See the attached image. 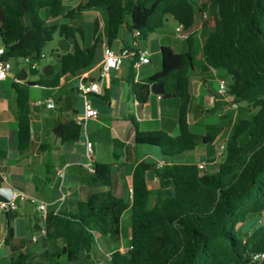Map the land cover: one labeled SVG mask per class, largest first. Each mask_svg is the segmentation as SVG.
I'll return each instance as SVG.
<instances>
[{
	"label": "trees",
	"instance_id": "16d2710c",
	"mask_svg": "<svg viewBox=\"0 0 264 264\" xmlns=\"http://www.w3.org/2000/svg\"><path fill=\"white\" fill-rule=\"evenodd\" d=\"M207 2L214 27L202 46L204 62L218 72L237 75L238 82L228 86V94L257 114L235 124L216 174H202L193 164L154 169L159 180L172 182L173 192L152 210L148 209L146 184L151 165L140 164L133 175L131 203L111 194L93 193L86 202L79 203L75 214L48 213L46 239L50 243L60 241L63 246L48 255L47 264H64L63 259L73 264L87 248L97 245V234L120 240L122 218L129 209L131 249L126 255L113 253L112 264H253L252 255L264 252V227L255 229L252 221L264 213V0ZM88 11L104 13L108 46L119 38L124 26L131 34L139 32L137 41H141L163 28L169 18L192 32L198 14L192 0H86L67 13L64 0H0L4 60L31 58L40 62L56 34L72 48L67 53L55 51L60 69L53 77L49 68L44 74L47 79L25 82L26 75L22 74L18 83H13L20 151L26 150L31 141L30 89L55 88L61 78L80 75L96 61L103 44L98 23L94 43L86 48L78 41L85 38L82 28L54 23L59 19L75 21ZM196 45V35L190 33L186 52L163 48L162 70L133 87L141 104L157 83L180 100L177 139L162 132L136 131L137 144L159 148L167 157L192 152L200 141L211 144L219 135L211 132L201 137L188 123L190 72L197 65ZM55 134L63 143H71L78 142L83 132L70 121L57 127ZM93 168L94 173L81 177L82 184L111 187V166L94 163ZM249 224L252 226L247 229ZM240 226L247 231L253 229L252 233L242 234ZM10 264H29V257L20 253Z\"/></svg>",
	"mask_w": 264,
	"mask_h": 264
},
{
	"label": "crops",
	"instance_id": "0c3cea01",
	"mask_svg": "<svg viewBox=\"0 0 264 264\" xmlns=\"http://www.w3.org/2000/svg\"><path fill=\"white\" fill-rule=\"evenodd\" d=\"M85 1L64 0V5H68L67 10L64 8V13ZM202 15L203 21L199 22L197 16L194 30L188 31L189 34L194 33L197 39V65L190 72L191 102L188 123L191 130L201 137L211 132H219L214 142L205 144L200 141L194 151L175 157L164 156L159 148L136 143L137 130L143 133L162 132L173 139L180 136L178 124L180 100L175 97L163 100L151 92L147 101L141 104L137 101L133 87L162 70L163 48L168 47L177 53H184L188 48L187 40L183 41L177 37L178 24L171 18L163 28L151 34L152 37L138 41L137 44H134L133 34L124 26L119 38L109 47L115 52L125 48L148 51L151 63L135 72L134 60L125 59L120 70L112 71L109 80H104L100 76V71L102 47L104 44L107 45L105 15L101 11H88L78 16L73 26L82 28L84 33L87 24L92 26V38L86 42L85 34L83 41L78 39L81 46L86 48L93 45L96 37L95 25L99 24L103 44L96 61L89 70L80 75L61 78L55 88L34 86L45 91L41 100H35L30 89L31 141L24 151L19 150V118L13 83L22 74L26 75L25 82L36 83L47 79L44 74L49 68L52 71L51 78L59 72L60 67L55 70L52 66L42 65L40 61V68L32 73L20 65V60H12V71L5 81H0V194L9 195L16 192L24 195L25 200L30 199L37 205L46 204L48 213L66 215L75 214L79 203L86 202L93 193L111 194L131 203L134 171L138 165L146 164L151 165L146 173V184L148 209L152 210L173 192L170 180L161 181L155 175L160 163L164 162V168L178 164L197 166L205 163L208 170L206 174H216L221 163V159L218 158L219 149L227 143L233 127L239 119L246 117V114L240 111L242 104H238L237 111L232 108L235 102L233 97L219 95L220 83L226 82L228 86H232L238 82V76L213 70L204 62L202 46L214 27V20L212 26L205 24L210 19L208 13L203 12ZM59 20L54 23H64ZM171 22L174 28L169 29L168 25ZM1 48L4 46L0 38ZM80 76H87L89 80L101 86V95L91 98L99 117L86 123L78 142L63 143L55 134L56 128L70 121L75 122V119L84 113V99L77 92ZM45 101H53L56 109H48L45 104L35 106L36 103ZM87 143L93 145L92 156L87 154ZM94 163L111 166L113 174L111 187L92 188L82 184L81 177L89 173L88 168ZM24 201H18L19 210L14 214L7 215L0 211V264H10L20 253L29 257V264H47L48 255L63 246L60 241L48 242L40 231L34 229L32 217L23 214ZM37 213L41 218L42 214L38 211ZM40 225L43 228V223ZM96 237L97 248L91 249L90 259L100 260L101 245L98 239H105L112 245L107 254L110 262L113 253L126 255L131 249V229L128 245L120 240L103 238L99 234ZM83 256L85 252L81 253L79 260Z\"/></svg>",
	"mask_w": 264,
	"mask_h": 264
},
{
	"label": "built area",
	"instance_id": "2783aa9c",
	"mask_svg": "<svg viewBox=\"0 0 264 264\" xmlns=\"http://www.w3.org/2000/svg\"><path fill=\"white\" fill-rule=\"evenodd\" d=\"M206 17V15H204ZM176 35L180 40H188L190 34L185 30L184 26L178 25L176 28ZM135 42L138 43V38L140 37L139 32L133 34ZM5 48L0 49V81H5L8 78L9 73L12 71V60H4ZM151 55L148 51H140L136 48H125L120 52L113 51L108 45L104 44L102 47V64H101V78L104 80H109L110 73L112 71L120 70L123 61L125 59H133V69L138 72L141 67L149 65L151 63ZM45 56L42 55V60ZM29 71H36L40 68V62H36L31 58L20 59ZM18 83V80H15ZM77 92L84 99V113L75 119V123L84 128L89 120H96L99 117V112L93 107L91 98L93 96L101 95V86L99 83L89 80L87 76H80L77 84ZM219 95L221 97H229L228 94V84L226 82L220 83ZM232 97V96H231ZM234 98V97H233ZM45 104L48 109H56V105L53 101L38 102L35 106H41ZM234 110H238L239 106L236 102L232 104ZM87 154L92 156L93 145L87 143ZM226 152V144L222 145L218 152V158L222 159ZM165 166L164 162L160 163L157 169L161 170ZM199 171L202 174L207 173V165L205 163L197 165ZM89 173H94L93 165L88 168ZM132 195V190H131ZM2 199H0V211L10 215L14 214L19 210L18 201H24L25 196L18 194L16 192H11L9 195L0 194ZM37 211L42 214L41 219L46 220L48 215V207L46 204L37 205ZM41 235L46 237V226L40 230ZM251 262L253 264H261L264 262V252L252 255Z\"/></svg>",
	"mask_w": 264,
	"mask_h": 264
},
{
	"label": "rangeland",
	"instance_id": "374dc122",
	"mask_svg": "<svg viewBox=\"0 0 264 264\" xmlns=\"http://www.w3.org/2000/svg\"><path fill=\"white\" fill-rule=\"evenodd\" d=\"M192 1L194 2L195 6L198 10L197 16H198L199 22L203 21L202 13L205 12V13H208V16L210 19V21H207V23H205V24H211L210 26H212L213 25V19H212V15H211L210 6H209V3L207 2V0H192ZM64 8H65V10H67L68 5L65 4ZM44 14L45 13L43 12L42 13L43 17H44ZM59 21L70 24V25H73L77 22V20L74 21V23H73V22L67 21L65 19H62ZM49 23H51V22H49ZM168 27H169V29H172V28H174V24L171 22L168 25ZM85 30H86L85 34H86V42H87L88 39L93 37L92 26L87 24ZM150 37H152V35H150ZM60 41H61V39H60L59 35L56 34L54 37V42L49 44L44 50L45 59L42 60V63H41L42 65L52 66L55 68V70L59 69V64L57 61L58 59L56 58L57 55H55V51H56V49H59V42ZM79 41H80V39H79ZM19 63L22 67H25V69L28 70V67H26L22 61H20ZM31 90L33 93V98H35V100H41V98L44 96L43 94L45 91L42 90L40 87H32ZM241 107L242 108L240 109V111H244L246 114V117H248L249 119H252L257 114L256 110H254L252 107L246 106V104H242ZM144 128H146V127H144ZM207 172H208V170H207ZM130 217H131V211H127L125 213V216H124L123 221H122V236L120 238V241L126 245H128V243H129V236H130V229H131ZM252 221L254 222L255 229L257 227H264V214H261L260 216H254ZM250 226H252V224L247 225L246 228L248 229ZM246 228H243V229L240 228V229H242L241 230L242 234H250L252 232L251 230L247 231ZM98 243L101 245V251H100L101 256H100L99 261L96 260L95 258L89 259L88 254L85 253V256H83L82 259L74 262L73 264H111V262L109 261V259L107 257V254L109 253L110 247L112 245L109 244L105 239H103V240L98 239ZM95 248H97V247H95ZM65 261H66L65 259L62 260V262H64V264H66Z\"/></svg>",
	"mask_w": 264,
	"mask_h": 264
},
{
	"label": "water",
	"instance_id": "95a60500",
	"mask_svg": "<svg viewBox=\"0 0 264 264\" xmlns=\"http://www.w3.org/2000/svg\"><path fill=\"white\" fill-rule=\"evenodd\" d=\"M59 50L63 53H67L71 50V46L69 45V43L66 40L62 39L59 42ZM151 92L156 96H160L163 100H171L172 98H174L173 95L166 93L165 88H164L163 84H161V83L154 84L151 87ZM23 214L32 217L34 224H35V227H34L35 230H38V231L41 230L42 227H41L40 223H43V227L45 226V221L42 220L38 216L37 204L34 203L33 201H31L30 199H26L24 201ZM85 253L88 254V258L90 259L91 258V255H90L91 248H87L85 250Z\"/></svg>",
	"mask_w": 264,
	"mask_h": 264
}]
</instances>
